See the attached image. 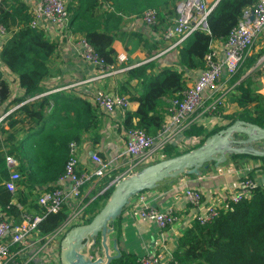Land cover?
Listing matches in <instances>:
<instances>
[{
	"label": "trees",
	"instance_id": "trees-1",
	"mask_svg": "<svg viewBox=\"0 0 264 264\" xmlns=\"http://www.w3.org/2000/svg\"><path fill=\"white\" fill-rule=\"evenodd\" d=\"M257 1L219 0L208 16L207 28L195 31L177 47L179 69L167 67L155 74L152 71L154 64L149 63L130 70L129 77L138 80L142 91L130 95L126 85L120 90L119 94L130 95V102L138 104L134 112H127L122 127L126 130L141 129L156 136L165 122L170 102L187 87L186 73L204 69V59L212 43L225 41L241 21L244 11ZM108 3H113L115 11L121 10L115 0H108ZM71 5L69 11H73ZM133 5V13L141 14L150 8L157 10L159 17L164 19L156 2L148 1V6L137 7L134 0ZM102 6L100 0H79L71 24L106 64L115 65L118 56L113 48L115 36L103 29L101 21L94 16ZM31 21V9L24 0H0V22L11 32V37L2 46L0 60L17 76L19 88L23 91L21 97L11 99L9 84L0 81L3 104L16 108L0 122V211L15 224L21 222L25 213L41 216L32 238L43 245L64 225L72 205L67 202L60 212L47 213L39 204V199L43 193L54 190L65 173L69 145L76 142L81 146L86 136L94 135L103 113L83 96L69 93L45 95L48 91L44 83L53 76L51 60L58 53L59 43L51 41L44 30L32 29ZM259 57L247 55L230 79V83L235 84L234 99L240 110L223 117L229 123L210 129L203 125H191L185 135L198 138L199 143L184 151L175 145H168L160 150L165 158L198 148L207 138L237 120L264 129V96L259 94L251 76L241 79L254 67ZM7 156L15 158L21 177L14 193L6 187L10 179ZM230 159L236 169L245 168L249 161L260 162L258 168L241 178L256 183L251 198L239 203L228 202L219 208L217 217L210 223L201 225L197 219H192L177 238L173 257L167 264H264V185L257 180L259 175H264V156L232 154ZM110 181L107 180L105 186ZM113 189L109 187L92 201L86 199L84 215L73 227L90 223L106 204ZM99 243L98 239L97 245ZM120 252L121 256L110 264H139L137 256Z\"/></svg>",
	"mask_w": 264,
	"mask_h": 264
},
{
	"label": "crops",
	"instance_id": "crops-1",
	"mask_svg": "<svg viewBox=\"0 0 264 264\" xmlns=\"http://www.w3.org/2000/svg\"><path fill=\"white\" fill-rule=\"evenodd\" d=\"M24 1L32 9L38 0ZM78 1L70 0L68 2L67 9L70 21L66 38L59 40L55 39L51 33H46L51 41L59 43L58 53L51 60L53 76L44 83L48 93H69L88 99L96 90L119 94L122 87L126 85L131 93L130 95H137L142 91V87L138 80L129 77L130 70L149 63L154 64L152 71L155 74L160 73L167 67L179 69L177 66L178 46H173L174 41H165L163 33L166 27L170 26L176 19L177 9L181 0H135L137 7L148 6V1L159 4L164 19L158 17V23L153 27L147 26L142 19L143 13L150 8L145 9L141 14L132 12L135 11L134 0H115L116 6L121 10L115 11L112 3L110 5L111 9L102 6L95 11L94 16L98 21H101V27L109 30L115 36L113 48L117 55L124 53L127 56L126 63L120 66L117 65L116 68L129 67L125 72H118L104 78H97L99 73L96 69L82 61L75 53V39L82 37L81 33L75 32V27L71 24V19L74 16L73 11L77 9ZM217 2L218 0H207L209 7L215 6ZM70 5L73 11H69ZM223 44L224 41H215L212 43L211 48L222 54ZM1 49L2 46H0V52ZM249 55H260V57L254 67L248 70L241 79L251 76L252 82L258 86L259 94L264 96V30L259 35ZM200 71L186 73L187 86L197 80ZM230 79L224 74L218 83V90L211 94L210 97V92L205 94L204 106L198 110L195 124L203 125L209 129L218 124L226 125L229 123V120H223V117L240 110L234 99L235 84H231ZM0 81H5L9 84L12 94L11 99H16L23 95V91L18 85L17 76L11 73L1 60ZM221 95H224V101L223 105H220L216 112L218 116L214 114L215 112H210L209 107L213 104L214 99ZM4 107L3 116L11 111L7 103L4 104ZM137 107V103L131 102L129 111L134 112ZM124 119L120 112L112 115L103 113L99 129L94 135L86 136L84 143L79 146L80 172H89L96 167L91 158L92 152L107 162L114 161V163L112 162L111 169L116 165L115 170L112 169L108 175L89 182L83 188L82 202L88 198L92 201L102 194L110 187L114 177L119 172L121 173L128 169V164L131 160L120 157L126 142V129L122 127ZM191 138L184 135L183 140L176 147L184 151L196 145L193 144V139ZM196 141L199 142V139L196 138ZM263 146V141L255 144L257 149ZM163 159L165 157L160 151H156L152 155V161L150 162L154 163ZM146 165L148 164L144 166ZM259 166L260 162L249 161L245 168L236 169L232 164L230 156H228L227 161L218 167L212 163L207 169H201L200 175L184 174L176 179L166 180L160 183L157 188L147 190L132 199L130 206L111 225L113 230L111 238L117 240L119 250L133 254L138 258L162 251L167 252L168 255H172L177 238L189 225L194 215L198 213V209L193 208L184 195L186 187L197 188L201 191L203 208L210 205L224 207L228 203L229 196L236 190V186L241 181V178ZM109 179L111 181L105 186ZM257 180L260 184L264 185V175H259ZM66 189H70L69 182L66 183ZM140 197H144L149 203L160 210L173 208L178 213L179 221L174 226L165 230H161L153 223L142 222L138 215V201ZM7 241L9 242L10 239ZM40 248L38 240L33 238H28L23 244H19V246H11L12 252L17 255V259L24 260V264L32 256H35V258L28 264H43L44 260L41 259V253H38ZM113 252L115 254V251Z\"/></svg>",
	"mask_w": 264,
	"mask_h": 264
},
{
	"label": "built area",
	"instance_id": "built-area-1",
	"mask_svg": "<svg viewBox=\"0 0 264 264\" xmlns=\"http://www.w3.org/2000/svg\"><path fill=\"white\" fill-rule=\"evenodd\" d=\"M70 0H38L31 9L32 21L30 27L36 30H44L51 33L55 39L64 40L69 30L68 2ZM100 3L107 9H111L108 0H100ZM214 9L209 7L207 0H181L177 17L174 22L167 26L163 38L165 41H174V47L184 43L195 31L206 29L208 26V16ZM158 12L149 9L143 13L142 19L147 26H155L158 23ZM264 30V0L244 11L243 17L238 25L233 28L224 41L223 53L211 48L205 56V67L200 71L197 80L188 85L179 95H177L169 105L165 122L157 132L156 136H151L145 131L131 128L125 131L126 142L120 157L130 159L129 167L124 172H119L110 184L112 187L118 184L123 178L129 176L140 169L145 164H150L152 155L168 145H178L191 125L195 124L196 114L203 108L205 94L215 93L218 90L220 79L226 74L231 78L249 55L259 35ZM11 37V32L0 22V46H3ZM75 53L84 62L93 66L99 73L97 78H104L118 72H125L129 67L121 69L117 65L126 63L127 56L122 53L117 56L115 65H108L98 56L94 47L83 37L75 39ZM50 93H45L48 95ZM224 95L214 99L209 107L210 112L218 110L223 105ZM89 102L99 112L105 114H115L120 112L125 118L129 112L131 102L129 97L118 93L96 90L88 98ZM3 106L0 88V110ZM21 106V105H20ZM0 119V122L12 111ZM193 144L199 143L196 138ZM198 139V138H197ZM92 161L96 167L89 172H80L79 145L72 142L69 145V159L65 167V173L59 178L54 190L45 192L39 199V204L45 208L47 213H58L65 203L72 205L70 214L64 225L53 235L47 238L45 244L39 245L38 253L45 255L47 261H54L53 256L45 251V248L59 241L65 233L70 230L84 215L86 205L82 202V190L95 179L102 178L109 174L112 162H107L99 155H92ZM7 167L10 170V179L6 183L7 189L14 193L17 188L20 174L17 171V161L13 156L6 157ZM147 166V165H146ZM145 167V166H144ZM70 183V189H66V183ZM256 183L250 179L241 180L236 190L229 196L228 202L239 203L251 198ZM184 195L193 208L198 209L193 219H197L201 225L212 222L219 213L218 205H210L203 208L202 193L199 189L186 187ZM138 215L142 222L153 223L161 230L174 226L179 221L178 213L173 208L160 210L149 203L144 197L138 201ZM42 220L41 216L23 214L19 224H15L12 219L0 211V264H20L17 255L11 251L14 244H23L28 238H32V232L37 224ZM10 241L8 242L7 240ZM59 246V245H58ZM53 249V248H51ZM173 255V254H172ZM172 255L162 251L153 255H144L138 259L139 264H167L172 259ZM52 256V257H51ZM45 257V258H46ZM60 259V254L58 252ZM35 256L28 259V264L34 260ZM60 263V262H59ZM52 262L51 264H59ZM178 264V263H176Z\"/></svg>",
	"mask_w": 264,
	"mask_h": 264
},
{
	"label": "water",
	"instance_id": "water-1",
	"mask_svg": "<svg viewBox=\"0 0 264 264\" xmlns=\"http://www.w3.org/2000/svg\"><path fill=\"white\" fill-rule=\"evenodd\" d=\"M259 141L264 142L263 128L237 120L207 138L198 148L151 163L126 176L114 185L110 198L90 223L74 226L65 233L60 243V263L110 264L121 256L117 240H111V225L121 217L134 197L157 188L166 180L184 174L200 175L201 169H207L212 163L218 167L232 154L264 156V147H255Z\"/></svg>",
	"mask_w": 264,
	"mask_h": 264
},
{
	"label": "rangeland",
	"instance_id": "rangeland-1",
	"mask_svg": "<svg viewBox=\"0 0 264 264\" xmlns=\"http://www.w3.org/2000/svg\"><path fill=\"white\" fill-rule=\"evenodd\" d=\"M4 104H3V106H2V108H1V113H0V119L3 117V110H4ZM12 110V109H11ZM217 111H215V113L214 114H216V115H218L217 113H216ZM6 115V114H5ZM4 115V116H5ZM222 115V114H221ZM219 116V115H218ZM217 117V116H216ZM210 124H211V121H210ZM264 147V146H263ZM64 236V235H63ZM34 239V238H33ZM111 240H112V238H111ZM38 245H40L39 243H38ZM40 247V246H39ZM51 248H53V249H51ZM45 251L46 252H48L49 254H51L52 256V258L54 259V261H47L46 263L44 262L43 264H51L52 262H54V263H59L60 262V259H59V257H58V252H59V254H60V248H59V246H58V244L57 243H53L52 245H50V246H48V248H45ZM46 257V254L45 255H41V259H45V260H47V257ZM17 261L20 263V264H24V260H18L17 259Z\"/></svg>",
	"mask_w": 264,
	"mask_h": 264
}]
</instances>
